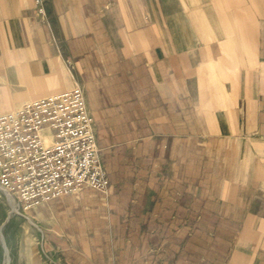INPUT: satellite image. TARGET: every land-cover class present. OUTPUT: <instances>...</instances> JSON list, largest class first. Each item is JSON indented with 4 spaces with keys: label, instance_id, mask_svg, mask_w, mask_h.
<instances>
[{
    "label": "crops",
    "instance_id": "0c3cea01",
    "mask_svg": "<svg viewBox=\"0 0 264 264\" xmlns=\"http://www.w3.org/2000/svg\"><path fill=\"white\" fill-rule=\"evenodd\" d=\"M45 8L0 0V112L83 87L110 185L62 197L157 261L264 264V0Z\"/></svg>",
    "mask_w": 264,
    "mask_h": 264
},
{
    "label": "built area",
    "instance_id": "2783aa9c",
    "mask_svg": "<svg viewBox=\"0 0 264 264\" xmlns=\"http://www.w3.org/2000/svg\"><path fill=\"white\" fill-rule=\"evenodd\" d=\"M45 1L35 0L42 18ZM109 185L81 85L0 113V189L25 210L84 187L106 193Z\"/></svg>",
    "mask_w": 264,
    "mask_h": 264
},
{
    "label": "rangeland",
    "instance_id": "374dc122",
    "mask_svg": "<svg viewBox=\"0 0 264 264\" xmlns=\"http://www.w3.org/2000/svg\"><path fill=\"white\" fill-rule=\"evenodd\" d=\"M106 196L101 192L92 195L100 202ZM56 201H59L58 208L51 207V202L25 210L15 198L19 214H14L7 195L0 189V264L6 261L3 238L8 248V264H162L160 259L164 264H182V260L173 263L171 257L157 261L156 256L162 252H156V245L150 249L147 246L152 243L150 240L116 236L122 226L119 230L118 224H108L106 209L95 207L92 217L86 213L89 209L84 207L87 205L84 200L80 202L70 196L59 197L53 203ZM76 204L77 211L83 210L84 214L74 215Z\"/></svg>",
    "mask_w": 264,
    "mask_h": 264
},
{
    "label": "bare ground",
    "instance_id": "6f19581e",
    "mask_svg": "<svg viewBox=\"0 0 264 264\" xmlns=\"http://www.w3.org/2000/svg\"><path fill=\"white\" fill-rule=\"evenodd\" d=\"M15 109V107L14 108H12L10 111H12V110H14ZM0 113H4V112H0ZM47 141H49L48 140V138H47ZM9 198V203H10V207H11V210H12V212L14 213V214H19V210L15 207V205H14V200H15V197H8ZM11 212V211H10ZM27 217V216H26ZM29 219V218H28ZM30 221V220H29ZM35 224V223H34ZM1 229H2V227H1ZM3 237V236H2ZM3 245H4V247H5V251H6V261L4 262L5 264H8L9 263V255H8V248L6 247V244H5V242H4V238H3Z\"/></svg>",
    "mask_w": 264,
    "mask_h": 264
}]
</instances>
